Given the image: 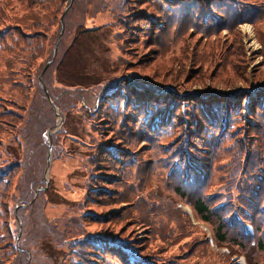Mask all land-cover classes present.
<instances>
[{
    "label": "rangeland",
    "instance_id": "374dc122",
    "mask_svg": "<svg viewBox=\"0 0 264 264\" xmlns=\"http://www.w3.org/2000/svg\"><path fill=\"white\" fill-rule=\"evenodd\" d=\"M211 1L204 0L206 5ZM25 2L0 0V37L13 32L11 23H27ZM162 3L63 0L56 18L34 26L47 41L40 56L28 54L26 62L19 55L24 50L3 51L1 59L14 66L8 70L18 74H13L18 77L10 91L17 96L18 89H27L30 96L23 105L9 102L1 92L8 86L0 82V126L5 120L4 128L14 132L3 139L0 131V169L12 166L9 181L0 186V264H72V243L82 234L102 235L140 259L138 253L148 252L143 259L151 264H264L263 230L255 219L260 208L253 214L249 207L255 198L245 193L258 197L264 186V109L254 110L258 120L250 112L232 113L226 135L216 124L205 125L202 129L213 131L212 140H195L200 136L195 116L184 129L174 124L155 145L145 141L143 121L123 122L120 130L113 124L115 137L131 150L119 158L100 149L113 136L106 122L92 121L103 107L92 111L90 104L118 79L151 81L158 91L167 86L182 99L193 97L180 94L240 92L242 105L247 92L264 90V15L202 32L185 21L168 22ZM227 5H235L237 12L264 11V0H225ZM34 122L41 127H33ZM184 132L194 135L187 136L190 146L182 142ZM186 151L201 159L198 168H181L177 157ZM19 160L21 168L14 166ZM37 165L42 170L38 177ZM176 166L187 177L199 176L196 191L171 173ZM239 181L247 184L243 194L250 204L232 197L229 219L225 211L218 212L219 219L209 216V222L196 213L198 196L213 199L208 204L213 212L214 205L227 206L224 200L233 188V194L239 193ZM221 218L225 241L216 232ZM232 219L247 230L243 239H236ZM79 259L81 264H123L94 249Z\"/></svg>",
    "mask_w": 264,
    "mask_h": 264
},
{
    "label": "trees",
    "instance_id": "16d2710c",
    "mask_svg": "<svg viewBox=\"0 0 264 264\" xmlns=\"http://www.w3.org/2000/svg\"><path fill=\"white\" fill-rule=\"evenodd\" d=\"M163 1L165 3L162 4H165V7L169 11V14L166 18L168 22H170L169 20H171V22H174V20H181V22L185 21L188 22L187 24L199 27L202 32H204L208 28H213L215 29L214 31H217L222 26H232L235 23H239L241 17L245 20L254 21L256 17H261L264 15V11L262 13L260 11L258 14H255L253 10L237 12L238 9L235 7V5H227L226 7L225 0H213L208 5L205 4L206 2H204V0ZM62 2L63 0H26V2L24 3V10L26 12L25 16L27 19V23H11V28L14 29L11 34L14 35L11 36L10 34L8 36L6 34L0 37V82L3 85L6 83L8 86V88H6L7 90H1V92L5 93L3 95H5L7 98H10L8 99L9 102L15 103L17 105H23L24 101H27L28 97L30 96V92L27 89H18L19 92H17V96H14V93L11 92L16 83L15 79H17L18 76H15L13 78V74L17 73H14L13 69L8 70V68H14V66L9 64L8 61H4V59H1L3 51L7 49L11 50V48L15 50H24V52L19 53V55H21V57H23L25 60V57H27L28 54H30V57H33L34 55L40 56V51H42L44 46L46 48L47 41L34 26H42L43 22L48 20V18L50 19L49 21L56 18L60 12ZM198 2H202L205 5L201 4L199 10L196 11ZM209 13L213 16L212 19L209 17ZM12 18L13 17H8L7 19L11 20ZM148 24L151 25L152 23ZM3 31L4 30L0 31V34ZM38 36H42V39L38 40ZM15 60L16 58L14 59V62ZM37 88L39 89V87ZM158 88L159 86H157L155 83L140 78H123L122 80L118 79L111 85L103 87L104 91L102 92V95L98 96L94 100V102L90 104L89 108L93 111L97 106L103 107L102 110L99 109L94 113V118L92 119V121L97 122L99 120L100 122H106V127L104 128H109L111 132L110 136H113V139L111 140V142H108V145H106L105 143H102L100 145V149L103 150L102 153L108 156L111 155L112 157L118 156L120 158V153L131 150V146L115 137L116 131L113 130V124H115L119 129L123 122L129 124L133 122L140 123L141 121H143L140 123V125H145L141 126L142 135H146V142L151 145H155V142H157L158 139L163 138L167 133L170 132L174 124H178V130H180V128L184 129V124H193L192 116H195L196 119L194 121V126L199 129L198 131L200 134V136H197L195 140L200 141L201 138L206 139V137L212 140L214 138L212 136L214 135L213 131L208 133L205 129H202L205 125L213 127L216 124L220 127V132H223V135H226L225 131L228 130V127L233 124V121H231L232 113H235L237 110H239V115L245 112H250L249 116L254 120H258V117L255 115L254 110L258 108L264 109V90L262 89H255L249 93L247 92L244 98L245 102L242 105V99L240 100V92H235L233 94H218L222 96H214L215 93H204L201 95L192 93H187L185 95L180 94L181 96L193 97L182 99L177 93H173L167 86L161 87V90L159 91L157 90ZM85 104L86 106L89 105L87 102ZM34 105L35 104L32 105L31 109L37 114L39 110L38 108L34 109ZM240 108H242V111H240ZM125 109H128L129 111L122 114ZM1 122H4V126H6L5 123H7V121L1 120ZM41 125L42 124L40 122H34L32 124V126L35 128L41 127ZM4 126H0V131L3 132V139L11 136L14 133L13 131L9 132L6 128H4ZM228 134L230 135L231 133ZM188 135L190 138H194V135H190L189 132L187 134L184 132L183 136L181 137L182 140L184 139V141L182 142H186ZM1 142L4 143L5 141ZM12 142L13 144H15V138ZM37 144L38 142H35V145ZM187 144L190 146L191 143H189V141L187 140ZM22 149L23 146L21 147V150ZM185 153L186 155L183 158L180 157V155H178L177 157L178 160L181 161V163L180 161H178L181 168H190L189 171H191L192 169L189 166L194 165L196 168H198L196 164H201L199 162V160L201 159H197L195 158L196 156H192L191 151H186ZM189 162L191 163V165H189ZM17 163L18 164H14V166H19L21 168L22 162L19 160ZM248 163L250 166V161ZM11 167V163H9V165H6L3 170L0 169L1 187H5V185L9 181L12 169ZM181 168H178V166H176L174 167V169H172L171 173L176 174L182 179V183L184 184L183 186H189L193 189V191H196V188L200 186L202 180H200L198 175H189V177H187V172L185 173V171H182ZM36 171H38L37 177L40 176L42 171L40 165H37L34 173ZM181 172L183 173V175L181 174ZM212 180L213 176L210 175L208 179L206 178V183L209 184ZM104 186L107 189H110L112 187L111 184H105ZM235 188L238 189L239 193L233 194V188V190L229 192V194L231 195H228V197L224 200V202H226V204L228 205L224 207L214 205L213 209L216 210L215 212L211 211L208 206V204L213 201V199L211 198H205L203 200L200 196H198L196 199L194 197L193 199L195 200L193 202V208L195 209L196 213L199 214L202 219L206 220L207 222L210 221L209 216L215 219H219L218 212H220L221 214L223 211L227 213L225 214L224 218L229 219L231 217L230 210L233 207L232 205L234 203V201H232V197L239 198V201L243 204H250L249 199L246 198V196L243 194V192H245L243 190L247 189V184H243L239 181V184ZM174 191L179 196L184 198L185 194L181 192L179 188L176 187ZM245 193L250 194L253 198H255L252 205L249 207L253 214L255 210H257V208H260L258 212L261 214V216H256L255 219L257 225L263 230L264 239V200H262L264 196V186H262L258 197H254L250 190ZM261 193L262 198H259ZM217 196L214 198V200H218L219 197ZM192 200H190V202H192ZM3 210L5 212H8V209ZM240 212L243 213L242 210H240ZM244 215L245 214H243V216ZM220 221L218 222V231H216L218 234L217 237L219 240L225 241L226 229L222 224V218L220 219ZM229 226L233 227L232 229L235 233L236 239H240L239 237L243 239V237L246 235L245 232L247 230L244 228V225H242L240 221H235L234 219H232ZM108 241V238L103 237L102 235L82 234L80 239H76L72 243L73 245H75V247H72L71 249V256L75 258V261H73L72 264H81V260L79 259L80 256L85 253H90L92 249L97 251L109 252L114 256V258H117L123 264H151L146 263L148 261L143 259L149 257L148 252H137V255L141 257L140 259L137 258V256H135L133 254V251H131L130 249L125 248L124 246H120L114 242ZM236 244L241 245L239 243ZM137 248L139 247H132L133 250H136ZM12 250L14 251L13 247Z\"/></svg>",
    "mask_w": 264,
    "mask_h": 264
},
{
    "label": "water",
    "instance_id": "95a60500",
    "mask_svg": "<svg viewBox=\"0 0 264 264\" xmlns=\"http://www.w3.org/2000/svg\"><path fill=\"white\" fill-rule=\"evenodd\" d=\"M46 96H47V94H46ZM48 97V96H47Z\"/></svg>",
    "mask_w": 264,
    "mask_h": 264
}]
</instances>
